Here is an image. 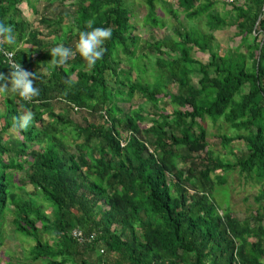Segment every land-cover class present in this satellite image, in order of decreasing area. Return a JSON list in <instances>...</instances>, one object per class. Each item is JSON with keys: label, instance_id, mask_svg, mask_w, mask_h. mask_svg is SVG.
<instances>
[{"label": "trees", "instance_id": "trees-1", "mask_svg": "<svg viewBox=\"0 0 264 264\" xmlns=\"http://www.w3.org/2000/svg\"><path fill=\"white\" fill-rule=\"evenodd\" d=\"M23 2L37 17L40 7L30 0H0V21L16 37L11 45L0 34V47L36 74L40 92L26 100L0 90V250L11 214L14 232L33 240L32 264H264V0H236L224 15L215 0H177L176 8L146 0L153 31L165 28L160 6L188 21L205 18L208 29L151 36L145 45L125 0H75L73 14L62 9L55 21L60 28L73 16L74 29L55 43L25 19ZM51 6L41 14L47 26ZM89 23L112 32L94 66L76 51ZM227 29L239 42L222 50L216 33ZM60 44L74 55L54 65L49 51ZM194 49L208 62L193 58ZM9 64L0 51L2 83L10 87ZM43 65L46 75L37 72ZM137 95L146 104L134 109ZM29 111L30 125L15 127ZM208 120L230 129L218 137L225 151L240 143L246 152L228 153L234 160L215 152ZM224 173L261 187L255 213L243 221L215 199ZM39 194L45 201L33 199Z\"/></svg>", "mask_w": 264, "mask_h": 264}, {"label": "rangeland", "instance_id": "rangeland-1", "mask_svg": "<svg viewBox=\"0 0 264 264\" xmlns=\"http://www.w3.org/2000/svg\"><path fill=\"white\" fill-rule=\"evenodd\" d=\"M127 4L129 5L130 9L133 13L132 23L135 24V26L138 28V30L135 32V34H138L140 36V45H145V43L150 42L151 36L156 37L157 39L161 38H167V37H176L177 30H180L181 33H184L189 28L198 29L201 31H207V25L205 18L203 19H196L192 21H188V19L185 18L184 15H181L179 17H175V15L170 14L167 12L165 6H160L158 8V13L160 15V18L163 20V24H165L164 29H157L155 31L151 30L150 27L145 25V18L148 13L147 6H146V0H125ZM217 2L216 4V10L222 13L223 15L231 10V5H229L227 0H215ZM32 4H38L40 7V11L38 13V16L36 17L34 13L32 12L29 2H23L21 5V10L23 12V16L29 23H33L34 27L37 28L39 31L44 33L43 38H45L46 42L48 43H55L57 41H62L66 37L68 38V29L73 28L74 29V17H67L65 18L63 22V26L58 28L55 25V21L57 20V16L60 13V11L63 9V12L66 14H73L75 7V0H66L64 2V5H61L59 0H30ZM49 2H52L53 6L50 7V11L47 13L46 18L49 19L51 22V26L44 25L40 22L41 20V14H43L42 10L44 8V5H48ZM171 4L168 5V7L176 8L177 6V0H171ZM47 27V28H46ZM63 28V31L61 33L60 29ZM216 43H218L221 46L222 50H225L229 47L237 46V40L233 38V31L232 30H226V31H219L216 33ZM148 56H153V58L157 57V54L154 56V54H148ZM192 56L195 58L198 62L207 63L209 56L207 54H204L196 49L192 51ZM146 64L149 67V63L146 62ZM37 72L45 73L47 74V70L45 66L36 67ZM150 69V68H149ZM154 71H151L153 73ZM75 78V77H73ZM170 89L172 91H175L174 86H170ZM135 105L134 109L138 108L140 105H145V100L140 96L137 95L135 97ZM57 114L63 113V109L60 106H57L56 108ZM149 107H146V110H148ZM126 110H129V108H126ZM149 111L146 112L148 114ZM74 114V113H73ZM75 115V114H74ZM74 116L75 119L81 120V116ZM149 123H145L143 125L148 126ZM206 128L208 130V142L209 144H212V149L217 153H219L222 157L227 156L226 158L228 160H234L235 156L227 155L228 153L234 152L236 155H241L244 152H246V147L240 143L234 144L229 149H224L222 145H219L218 143V137L221 134H228L231 135L230 129L225 125L224 122L220 121L217 124H214L212 121L208 120L206 122ZM8 138V137H6ZM223 174L222 171H218L217 175ZM225 176H227V183L222 188H217L216 191V201L218 204L222 205L225 209L229 206L230 209L233 211L234 217L238 218L239 220L243 221L248 216H250L252 213H255L257 209V204L255 202V197L258 195L261 187L260 185H256L252 182H249L245 180L244 177L240 176L238 173H224ZM25 175L20 172L17 174L16 180H20L21 178H24ZM225 189V190H224ZM25 196L27 198L32 197V193L34 192V189L31 185H27ZM20 194H22L21 191H19ZM226 192L228 193V197L226 198ZM33 199L36 201H45V197L42 195L35 196ZM45 212L48 214H52V209L45 205ZM222 212V210H221ZM12 215L9 214L7 220L4 222V226L2 229V232L4 233V245L2 249L0 250V264H32V261H30V250L34 246L33 240L27 238H23L22 236H19L14 232V227L11 223ZM40 227V234L44 241L52 242L51 237L49 234H46V232L42 229L41 225ZM0 229H1V223H0Z\"/></svg>", "mask_w": 264, "mask_h": 264}, {"label": "clouds", "instance_id": "clouds-1", "mask_svg": "<svg viewBox=\"0 0 264 264\" xmlns=\"http://www.w3.org/2000/svg\"><path fill=\"white\" fill-rule=\"evenodd\" d=\"M0 34L4 36L8 44L15 45L16 37L13 33V28L9 24L0 21ZM111 36L112 32L109 28L92 27V24L89 23L87 29L79 31L76 51L88 61L90 66H94L103 57L105 49L102 45ZM49 52L51 53L54 65H63L74 55V50L63 44L53 47ZM9 65L12 69L10 77L11 86L9 87L6 83H2L6 80V77L0 74V90L7 91L10 88L13 94H17L26 100L38 96L40 89L33 86V77L36 74L27 71L21 63H10ZM32 119L33 113L29 111L23 116L17 117L15 127L21 129L27 128Z\"/></svg>", "mask_w": 264, "mask_h": 264}, {"label": "built area", "instance_id": "built-area-1", "mask_svg": "<svg viewBox=\"0 0 264 264\" xmlns=\"http://www.w3.org/2000/svg\"><path fill=\"white\" fill-rule=\"evenodd\" d=\"M227 1H228V3H232V2H234V1H236V0H227ZM0 51H2L3 54L6 56V58L9 60V63H16V62L14 61V53H12V52H8V51H3L1 47H0ZM23 69H24V68H23ZM75 236L78 237L79 240L83 239V238H82V234H81L80 231H76V232H75Z\"/></svg>", "mask_w": 264, "mask_h": 264}, {"label": "bare ground", "instance_id": "bare-ground-1", "mask_svg": "<svg viewBox=\"0 0 264 264\" xmlns=\"http://www.w3.org/2000/svg\"><path fill=\"white\" fill-rule=\"evenodd\" d=\"M3 51H7V50H5V49H2ZM8 52H10V51H8Z\"/></svg>", "mask_w": 264, "mask_h": 264}]
</instances>
